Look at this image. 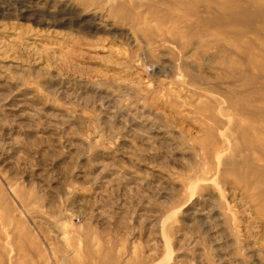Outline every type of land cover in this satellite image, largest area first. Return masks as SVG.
Listing matches in <instances>:
<instances>
[{"label":"rangeland","instance_id":"obj_1","mask_svg":"<svg viewBox=\"0 0 264 264\" xmlns=\"http://www.w3.org/2000/svg\"><path fill=\"white\" fill-rule=\"evenodd\" d=\"M0 264H264V0H0Z\"/></svg>","mask_w":264,"mask_h":264}]
</instances>
